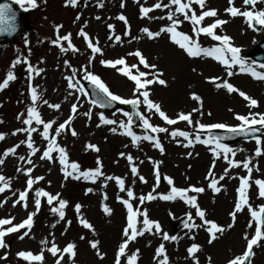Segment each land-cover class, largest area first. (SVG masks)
Returning a JSON list of instances; mask_svg holds the SVG:
<instances>
[{"label": "rangeland", "instance_id": "rangeland-1", "mask_svg": "<svg viewBox=\"0 0 264 264\" xmlns=\"http://www.w3.org/2000/svg\"><path fill=\"white\" fill-rule=\"evenodd\" d=\"M158 0H123L124 7L121 8L122 0H78L75 7L66 3V0H35V7H32L25 0L22 7L31 9L29 22L31 31L22 34L9 44L0 45V83L7 77L8 71L14 73L15 79L9 81L8 86L0 90V133L5 138L0 140V158L4 159V163L0 165V175L10 178V186L0 193V218L15 217L14 224H19L27 218L29 212H36L33 217V226L29 231V235L23 240L19 239L27 229H21L19 232L10 233L4 237L7 247L0 248V264H55L56 259L47 248L54 242L62 250L69 242L76 245V255L74 257L75 264H114L115 254L118 246L123 242L124 237L122 230L127 224V210L117 200V196L127 199L126 192H120L115 180L105 181L104 177H100L96 183L69 177L64 178L59 163V154L53 152V161L41 160L40 156L47 146L38 133H33L34 147L39 151L29 157V149L27 144H20L21 140H27V134L18 132L16 135L12 133L19 128L28 127L22 123L27 117V108L32 106L31 93L29 91V83L36 88L40 97L36 107L45 122L55 121L50 134L55 135L54 129L63 123L71 113V106L76 104L77 112L71 121V127L66 125L65 130L56 136L59 146L64 147L68 154L69 163L77 162L80 165V171L87 169H95L97 167L96 160L99 158L102 164L101 171L105 176H118L125 180V187L132 188L136 199L130 201L134 210L139 208L141 211L147 212L151 220L158 221L162 226V232L178 237L176 241H164L161 235L145 232L144 235L138 236L134 241L130 242L126 248V253L131 255L132 252L139 250L136 264H158L155 258L156 248L163 243L165 245L166 254L168 256V264H194L192 258L188 256L187 248L196 243L201 246V250L196 254L198 264H227L229 259L243 253L246 247V241L243 239L245 232L249 236L254 234L255 221L253 227H247L251 219L247 207L237 214L234 227L227 229L226 226L231 222L229 213L234 210V203L237 198L236 189L239 187V177L247 175V170L243 167L230 168L228 175L223 181H219L218 187H221L219 193H214L209 187L211 177L205 187V192L198 194L197 202L199 206L206 210V219L215 221L218 225L225 226L226 231L221 235L217 234L211 244L208 243L209 234L204 227L187 229L185 227L178 228V225L186 218L187 213L193 214L194 222L201 224L198 217H195V209L185 204L178 197L172 201H164L159 199L157 194L168 193L170 186L164 179L165 176L173 178L174 186L181 187L180 180L185 176L186 171H190L193 164L200 159V154L204 151L212 152L214 145H204L194 140V134L197 133V126H188L187 122L179 121L176 125H166L158 115L147 112L146 107L141 104L139 111L151 117L150 123L160 127H167L169 131L180 130L186 131L193 139L191 146L185 147L187 141L182 137L172 139L168 133H151L161 142L164 149L163 153L153 146L152 142L141 139L137 144L133 145L131 137L123 135L124 129L119 127V121L127 123V117L123 115L127 112L122 107L116 113H108L101 108L92 104L89 96L81 93L76 88L69 89L66 76H71L72 70L77 71L74 81H79V87L83 82V67L87 66L88 70L98 75L109 87V90L120 95L122 98H134L133 88L134 82L123 76L117 70L106 67L101 64V60H115L124 58L126 66H129L133 75L137 74L136 68H131L133 64L137 65L140 71L153 72L161 71L163 78L167 83L166 86L154 83L150 86V99L159 103L161 110L165 111L170 118H175L178 113H189L194 108H199L200 112H193V121H200L205 125L214 123H223L228 127H238L240 122L235 119L236 114L247 115L250 112L264 113V80L253 78L250 74L240 73L239 66L231 69L235 74L231 77L227 76L225 66L212 58L196 57L189 58L187 54L178 46L170 42L167 34H161L156 39H148L146 34L141 31L142 28L148 27L151 31H157L160 27L169 24L165 19H147L141 18L139 8L141 5L152 7ZM167 3L168 0H162ZM20 5V4H19ZM21 6V5H20ZM228 0H206L204 9L199 5H193V11L200 14L202 10L216 9V17H206L201 26H207L216 19H222L227 23L216 29L219 35H227L231 38V46L239 47L241 52L239 55L245 59L249 65H261L251 60V55L255 51L256 46L264 41V26L258 31L250 28L245 19L241 16L232 17L225 10L229 7ZM233 7L244 10H264V3H257L255 8L245 5L243 0H233ZM171 10H175V6H171ZM169 9H154L149 16L159 17L167 16ZM123 14L128 20L127 36L124 35L125 24L116 17ZM179 15V14H178ZM100 19L97 20L96 17ZM79 17V19H76ZM182 19V17H180ZM113 25L110 30L108 25ZM61 25L59 32H56V26ZM84 29L89 35L90 40L102 49V54H95L91 64L89 58L93 56L91 50L83 37L78 32ZM178 31H183L191 35L192 26L187 22H183ZM71 33V42L79 49L78 52L68 50L61 52L60 48L53 44L56 36H64ZM119 35V42L109 40V36ZM136 37V39H133ZM200 42L204 47L220 46V42L212 41L211 38L200 37ZM60 45L67 46L66 41H60ZM139 50L146 58L148 64H155L156 70L145 69L139 64L137 57L127 55L129 52ZM20 60L15 67H12L13 61ZM27 60L34 68H42L44 71L40 75L33 74L32 80L29 81L27 65L23 63ZM68 61L70 67L65 65ZM118 68L124 66H117ZM256 71L264 72V69L256 67ZM219 77L217 83L228 80L240 91L245 92L251 98L258 101V107L250 108L248 102L245 101L238 93H228L224 88L217 89L215 84L209 82V78ZM148 78H152L149 76ZM71 93V95L69 94ZM195 93L202 98L201 104L195 102L191 97ZM49 104H59L60 108H50L44 101ZM225 110L226 116L218 115V111ZM231 109V111H230ZM154 111V110H153ZM91 113V118L84 115ZM103 113L109 119H115L116 125L99 124V114ZM128 113V112H127ZM210 113V115H209ZM21 119H17L18 116ZM33 126L42 131V125ZM115 127L117 131L114 133L111 128ZM258 127V126H257ZM75 131L76 136H72L71 132ZM133 132L138 136H143V129L140 122L136 126H132ZM215 131H225L227 129H212ZM206 131H200L202 139H207L204 135ZM262 140V154L255 155L256 139L242 141L237 144L227 145L233 149L235 156L230 158L235 161H243L250 159L253 167L251 174L250 187L248 188L249 204L258 209L264 205V198L258 195V186L254 184L256 179L264 180V130L260 135ZM17 144L20 146L16 149L15 154L3 156V153L10 147ZM93 144L99 148V151H93L87 145ZM124 153V156L120 154ZM190 154V155H189ZM131 155L133 160L129 163L127 156ZM24 156L25 160L19 157ZM32 160L29 165L27 159ZM215 166L213 176L217 179L224 174V169L228 167L227 161L220 158L214 159ZM159 162V163H156ZM136 167L137 176H133L132 167ZM33 169L31 175L33 178L43 176L44 179L33 185V190L29 192L27 208L22 204L13 202L18 199L19 192L26 188V176L22 172H17V168ZM70 170V169H69ZM159 171L160 180L157 181L155 172ZM74 175H78L74 174ZM139 176L145 178L146 183L139 180ZM107 185L104 187L103 185ZM157 199L145 201L144 204L139 203V196H147L153 192ZM3 186V185H0ZM43 188L45 191L56 194L60 193L61 198L66 199L69 203L65 209V220L56 223L59 217L51 212V207L58 206L56 202L53 205L47 204V199L41 197V207L37 211L34 205L35 189ZM87 188H93V192L85 194ZM107 200H104V195ZM81 204V213L95 229L92 231L85 229L78 221L75 212V204ZM103 205H107L112 209L111 215L103 212ZM184 205L187 207L184 208ZM172 213L173 215H169ZM143 217L138 216V227L141 225ZM67 221H71L67 225ZM56 224L55 228L52 227ZM4 228L8 226H3ZM63 233V234H62ZM85 239L81 240L80 237ZM194 237V239L190 238ZM47 240V244H41V241ZM89 240H99V251L103 255V259L97 256L96 250L89 245ZM260 247L254 249L255 255L251 259V264H264V241H261ZM41 248L44 249L43 261H26L18 257L20 251H30L34 255L40 254ZM122 264H126V258L122 257ZM61 264H73L68 259V254H64Z\"/></svg>", "mask_w": 264, "mask_h": 264}, {"label": "snow or ice", "instance_id": "snow-or-ice-1", "mask_svg": "<svg viewBox=\"0 0 264 264\" xmlns=\"http://www.w3.org/2000/svg\"><path fill=\"white\" fill-rule=\"evenodd\" d=\"M14 3L20 4L23 6L25 4V0H13ZM78 0H66L67 4H70L71 6L75 7L77 5ZM139 2V0H137ZM245 5L250 6L251 8H255V5L257 3H264V0H243ZM27 3L30 4L32 7H35V0H27ZM229 7L225 10L227 13H229L232 17L241 16L245 19L246 23L250 28H253L255 30L257 26H264V10H244L241 11L238 7L231 6L233 4V0H228ZM199 5L201 9H204L206 0H168L167 3H163L162 0H158L152 7H146L141 5L139 8L140 16L141 18H147V19H167L170 23L160 27L157 31H151L148 27H144L141 29L143 33L146 34L147 38L152 40L156 39L161 36V34H167L169 36V40L174 45L178 46L180 49H182L189 58H196V57H205V58H212L214 61L219 62L222 66H225L226 69H229L227 71V76L231 77L235 73L231 70L236 66H239L240 73L244 74H250L253 78L264 80V72H258L256 71V67H259L261 69H264V64L261 65H249L245 59H243L239 53L241 52V49L239 47L231 46L230 41L231 38L227 35H219L216 33V29H218L221 25L227 23V21L222 19H216L214 23L207 25V26H201L202 22L205 20L206 17H216L217 16V10L216 9H210V10H202L200 14H197L196 11H193V5ZM121 8H123L125 5L121 3ZM171 6H175V10H171ZM154 9H169L167 16H159V17H152L149 16V13H151ZM179 14V15H178ZM182 17V19H180ZM15 13L13 12L11 6L9 4H0V25H4L6 22L9 24L10 29L14 30V26L11 25V21L14 20ZM118 20L123 21L125 24V32L124 35L127 36L129 34L128 31V20L126 17L121 14L118 17H116ZM76 19H79L77 17ZM97 20L100 19L99 16L96 17ZM187 21L192 26L191 35L186 34L183 31H178L177 29L179 26ZM61 25L56 26V32L58 33ZM108 28L111 30L113 28V25L109 24ZM3 27H0V32H3ZM204 35L206 37L211 38L212 41L220 42V46H213V47H204L202 46L200 42L201 35ZM78 35L80 37H83L85 40L87 47L91 50V53L93 54L92 57L89 58V64H91L92 59L94 58L95 54H102V49L98 46V41L95 42V44L90 40L89 35L84 31L83 28L78 32ZM115 40L119 42L121 40V37L119 35H113L109 36V40ZM133 39H136V37H133ZM66 41L67 46L63 47L60 45V41ZM53 44H55L57 47L60 48L61 52H66L68 50H71L72 52H78L79 49L73 45L71 42V33L65 34L64 36H56V39L53 40ZM127 55L137 57L139 60V64L143 65L145 69H153L156 70L157 66L155 64H148L146 61V58L143 56V54L136 50L135 52H129ZM20 60L13 61L12 67H15L17 63H20ZM101 64L105 65L106 67H111L118 72H120L123 76L127 77L130 81L134 82V88H133V97L132 99L128 98H122L118 94H114L109 90V87L106 85V83L96 74H93L90 72L87 68V66L83 67L84 70V76L83 78L87 81H89L96 90V99L93 101V103L99 105L100 107L109 108L113 105L114 102H119L120 104L124 105H131L134 110L138 109V107L143 104L146 107L147 112H151L153 115H158V117L165 122L166 125H176L179 121L187 122L188 126H197V133L194 134V140L195 142L204 144V145H214V147L211 149L213 152L214 158H220L223 157L224 160L227 161L228 167L224 169V174L220 175L217 179L215 176L212 175V167L215 166V160L213 161L212 167H210L208 175L206 176V179L208 177H211L210 183L208 184V187L214 192L219 193L221 191V187H218L219 181H223L225 177L229 173L230 168H236V167H243V169L247 170V175L239 177V187L236 189L237 192V198L234 203V210L229 213L231 217V222L226 226L227 229H231L234 227L237 214L241 213L246 207L247 210L250 213L251 219L248 222L247 227L251 228L253 227V221H255V231L254 234L249 236L247 232L243 235V239L246 241V247L242 254L234 256L232 259H229L227 261V264H251V259L254 257L255 252L254 249L256 247H260L261 241H264V205H261L258 207V209H254L249 204V195H248V188L250 187V181H251V174L253 172V167L250 166L251 161L250 159H245L243 161H235L230 158L231 156H235V152L232 148L229 146L223 144L221 142V137H212L209 136L207 139H202L201 135L199 134L200 131H211L212 129H227V131L232 132L233 134L240 133V132H251L253 135L257 132H261V130H264V113H253L250 112L247 115H241L236 114L235 119L240 122V125L238 127H228L223 123H214L210 125H205L200 123V121H193L192 119V113L193 112H200L199 108L192 109L189 113H183L180 112L177 114L175 118H170L165 111L161 110V106L159 103L154 102L152 99H150V86L154 83H158L159 85L166 86V81L161 78L163 76V73L161 71H153L151 73L140 71L137 68L136 64L131 65V68L137 69V74L133 75L132 72L129 69V66H126V62L124 58H117L115 60H104L102 59ZM23 63L27 65V72H28V78L29 81L32 80L33 74L40 75L44 69L42 68H34L27 60H24ZM65 65L67 67H70L68 64V61H65ZM124 66L118 68L117 66ZM77 75V71L75 69L72 70L71 76H66L65 79L68 81V88L73 89L76 88L81 93L84 92L82 87H79V81H74V77ZM151 76L152 78H148ZM15 79L14 73L12 71H8L6 79L3 80L2 83H0V90H3L8 86L9 81H12ZM219 77H212L209 78V82H212L215 84V87L217 89L224 88L227 90L228 93H238L245 101L248 102V106L250 108L258 107V101L254 98H251L248 96L245 92L240 91L237 89L234 85H232L228 80H223L222 83H217V80H220ZM29 91L31 93V100H32V106L27 108V117L22 120V123L28 127L25 128H19L16 129L12 135H16L18 132H23L27 134V140H21L20 144H27V148L29 151V157L33 154H35L39 149L37 147H34V140H33V133H38L44 141H47V146L43 150L42 155L40 156L41 160H48L53 161L54 157L52 155L53 152H56L59 154V163L62 166L61 170L63 172L64 178L67 179L69 177H72L73 179H80L81 177L84 180L91 181L92 183H96V181L100 177H104L105 181H111L115 180V183L117 187L119 188L120 192H126L127 199H124L120 196H117V200L126 208L127 210V224L122 230V235L124 237V240L122 243L119 244L118 250L115 254V262L114 264H122V257L126 258V264H136V261L138 259L139 250L137 249L135 252H132L131 255H128L126 253V248L128 247L129 243L134 241L138 236H142L145 234V232H152L154 229L153 234L161 235L162 239L164 241H176L178 239L175 235H169L167 232H162V226L158 221L151 220L146 210L141 211L139 208H136L134 210L133 204L130 202L136 197L134 196V192L132 188H126L125 187V180L122 177L118 176H105L104 173L101 171L102 164L99 158L96 160L97 167L95 169H87L84 171H80V165L77 162H71L69 163L68 160V154L66 152V149L64 147H61L58 145L56 136L60 135L62 131L65 130L66 125L71 127V121L74 118V114L77 112V106L76 104H73L71 106V113L72 115H69V117L63 122L60 123L58 127L54 129L55 135L50 134V129H53V124L55 121H48L45 122L42 119L41 114L37 110L36 104L40 97L37 94L36 88L32 87L31 83H29ZM71 95V93H69ZM195 102L201 104L202 106V98L193 93L191 97ZM45 104L48 105L50 108L59 109V104H49L48 101H44ZM154 110V111H153ZM231 111V109H230ZM84 115L89 116L91 118V113H84ZM124 116H126L127 123L124 121H119V127L121 129H124L123 135H126L128 137H131V142L133 145L137 144L138 141L141 139L145 141H149L153 143V146L161 151L163 153L164 149L161 145V142L158 138H156L153 135L148 134L151 133H168L169 136L172 139H176L177 137L184 138L185 141H187L186 144L183 146L188 147L193 144V139L190 138V134L186 131H180V130H173L169 131L167 127H160L153 125L150 123L151 117L146 114H141L140 111H135L134 115L139 117L140 126L144 130V135L138 136L136 135L133 130V116L130 115L127 112L123 113ZM210 115V113H209ZM20 116L17 117V119H21ZM33 122L35 125L39 126L42 125L43 130L38 131V128L33 126ZM118 122L115 119H109L107 118L103 113L99 114V124L97 127L101 125H116ZM258 126V127H257ZM112 132H116L117 129L115 127L111 128ZM72 136H76L77 133L73 130L71 132ZM5 138L4 134L0 133V140H3ZM256 144L257 148L255 151L256 156H260L262 154L261 148L259 147L262 143V140L260 136H256ZM20 144H17L14 147L8 148L4 153L3 156H8L9 154H15L16 149L20 146ZM88 148L92 149L93 151L98 152L99 148L96 145L89 144L87 145ZM121 156H124V153L120 154ZM190 155V154H189ZM20 160H25L24 156L19 157ZM127 159L129 163L131 164L133 157L131 155L127 156ZM29 165L32 164V160L29 158L26 161ZM4 163V159L0 158V165ZM159 163V162H156ZM70 169V170H69ZM17 172H22L26 176V188L23 191L19 192V197L17 200L13 202V207L16 206V204H22V206L26 209L27 208V201L29 192L33 190V185L36 184L38 181H41L44 179L43 176H38L33 178L31 173L33 169L31 167L27 169H21L17 168ZM131 172L133 176L138 175V171L136 167L131 168ZM78 175H74L77 174ZM156 180H160V173L157 170L155 172ZM164 179L167 181V184L170 186V191L166 194L160 193L157 194L159 199L164 201H172L175 200L177 197L187 205H189L191 208L195 209V217H198L201 224H197L194 222L193 214L187 213L186 214V221H185V228L191 230L194 228H201L204 227L205 231L209 234V240L208 243L211 244L215 239H217V234H223L226 231L225 226L218 225L215 221L206 219V210L202 209L198 202V194H202L205 192L204 187L199 186H189L187 188H181L174 186L173 178L165 176ZM139 180L142 183H146L145 178L143 176H139ZM254 184L258 186L259 192L258 195L262 198H264V180L256 179L254 181ZM0 193L5 191V188L10 186V178H5L3 175H0ZM106 187L107 185H103ZM156 187H158V184L153 188V192L148 193L147 196H139V203L144 204L145 201H152L157 199V195H154L156 191ZM93 192V188H87L85 194ZM189 193H194L195 195H189ZM41 197H45L47 199L48 205H53L54 202L58 204V206L51 207V212L59 217V220H57L56 223H59L62 220H65V209L68 206V201L66 199L61 198L60 193L52 194L47 191H45L43 188H37L35 189V196H34V205L36 210L38 211L41 207ZM104 200H107V195L105 194L103 197ZM3 201H0V206H3ZM103 212L106 215H111L112 209L109 208L107 205H103ZM75 212L77 214V219L79 223L85 228L93 232L95 234L94 226L83 217L81 213L82 205L77 203L74 206ZM36 215V212H29L27 215V218L24 219L19 224H14L13 220L15 217H8V218H0V248L7 247V245L4 242V237L10 233H16L19 232L21 229H27L23 232L22 235H20L19 239L23 240L26 236L29 235V231L31 230L33 226V217ZM169 215H173L172 213H169ZM142 216V221H139V224L141 225L138 227V221L137 217ZM67 225L71 224V221L66 222ZM3 226H8L4 228ZM56 224H53L52 227L55 228ZM63 234V233H62ZM194 239V237H190ZM81 240L85 239L84 236L80 237ZM47 240L41 241V244H47ZM99 240H89V245L92 249L96 250L97 256L101 259H103V255L99 251ZM76 245L73 242H69L62 250L56 245V243L52 242L51 246L47 248V251L51 253L53 257H57V254L59 253V257L56 259L55 264H61V261L64 259V254H68V259L72 260L73 264H75L74 257L76 255ZM201 250V246L192 243L187 248V253L190 258L193 259L194 264H198V260L196 258V254ZM43 252L44 249L41 248L40 254L34 255L30 251H20L17 253L18 257L26 260V261H37L42 262L43 261ZM155 258L158 260V264H168V256L166 254L165 245L161 243L155 250L154 254ZM3 257H0L2 259ZM209 264L211 261V258L209 257Z\"/></svg>", "mask_w": 264, "mask_h": 264}, {"label": "water", "instance_id": "water-1", "mask_svg": "<svg viewBox=\"0 0 264 264\" xmlns=\"http://www.w3.org/2000/svg\"><path fill=\"white\" fill-rule=\"evenodd\" d=\"M0 4H9L15 13L14 20L11 21V25L14 26V30L10 29L9 24L6 22L4 25H0V27H3L4 31L0 32V42H10L15 37L20 35L24 31H29L30 26L27 25V19H28V10L18 7L13 1L10 0H0ZM259 53L254 56V59L258 62H264V43H261L258 47ZM85 87L91 92L93 101L96 99V90L94 89V86L91 83H86ZM104 108V107H103ZM118 108V104L116 102L113 103V105L109 108H104L108 111H114ZM127 109L133 116V124H137L139 117L134 115L135 111H138V109L134 110L131 105L127 106ZM262 132H257L255 135H253L251 132H240L233 134L231 133H223V134H209L213 135L214 137H221V141L225 143H234L238 142L243 139L253 138L256 136H259ZM186 221V220H185ZM185 221L182 223V225H185Z\"/></svg>", "mask_w": 264, "mask_h": 264}, {"label": "bare ground", "instance_id": "bare-ground-1", "mask_svg": "<svg viewBox=\"0 0 264 264\" xmlns=\"http://www.w3.org/2000/svg\"><path fill=\"white\" fill-rule=\"evenodd\" d=\"M213 47V46H210ZM218 115L220 116H226L225 110L220 109L218 112ZM144 133V131H143ZM204 154H200V159L193 164L190 171H186V174L184 177H182V180H180V184H182V188H187L189 186H199V187H206L208 180L210 177L206 179V176L208 175L210 167L213 165L214 158L213 154L210 152L204 151ZM253 162H251L252 164ZM214 168L212 167V174H213ZM189 195H195L194 193H189ZM187 207V205H184V208Z\"/></svg>", "mask_w": 264, "mask_h": 264}]
</instances>
